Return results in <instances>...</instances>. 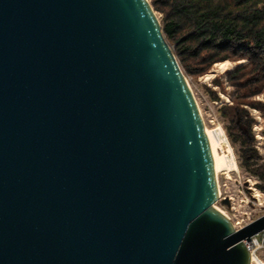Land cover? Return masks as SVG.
I'll return each mask as SVG.
<instances>
[{"label": "water", "instance_id": "95a60500", "mask_svg": "<svg viewBox=\"0 0 264 264\" xmlns=\"http://www.w3.org/2000/svg\"><path fill=\"white\" fill-rule=\"evenodd\" d=\"M151 0H0V264H250Z\"/></svg>", "mask_w": 264, "mask_h": 264}, {"label": "trees", "instance_id": "16d2710c", "mask_svg": "<svg viewBox=\"0 0 264 264\" xmlns=\"http://www.w3.org/2000/svg\"><path fill=\"white\" fill-rule=\"evenodd\" d=\"M151 3L162 14L165 36L187 76H202L225 60L237 63L224 73L232 88V104H225L223 111L238 127L241 106H256L253 98L264 90V0ZM212 82L226 91L227 85L218 75ZM257 107L264 111L261 105Z\"/></svg>", "mask_w": 264, "mask_h": 264}, {"label": "rangeland", "instance_id": "374dc122", "mask_svg": "<svg viewBox=\"0 0 264 264\" xmlns=\"http://www.w3.org/2000/svg\"><path fill=\"white\" fill-rule=\"evenodd\" d=\"M157 13L161 19L162 14ZM235 64L228 61L226 69L221 72L215 65L209 71L215 73L211 78L206 79L205 74L199 77L188 75V78L206 127L220 133L221 140L223 137L228 139V143L220 142V150L229 160L236 162L237 169L217 175L221 198L227 196L231 200L230 206L220 200L217 206L237 227H242L264 214V111L257 107L261 105L264 108V90L253 98L256 106H241L238 127L235 126L223 111L225 104H232L229 94L232 88L227 84L224 73ZM216 75L225 81L226 91L213 84Z\"/></svg>", "mask_w": 264, "mask_h": 264}, {"label": "bare ground", "instance_id": "6f19581e", "mask_svg": "<svg viewBox=\"0 0 264 264\" xmlns=\"http://www.w3.org/2000/svg\"><path fill=\"white\" fill-rule=\"evenodd\" d=\"M229 60H225L222 62L217 63V68L219 72L224 71L226 69V63ZM215 73L209 72L205 74L206 79L211 78ZM221 132V131H220ZM207 134L209 137V141L211 144V149L213 153V158L215 161V167H216V172L217 175L219 173L223 172H228L230 173L232 170L237 169V164L236 162L230 158V160L221 152L220 150V142L221 141H226L228 143L227 137H223L221 140L220 133L215 132L212 128H207ZM221 134L224 135V133L221 132ZM229 175V174H228Z\"/></svg>", "mask_w": 264, "mask_h": 264}, {"label": "built area", "instance_id": "2783aa9c", "mask_svg": "<svg viewBox=\"0 0 264 264\" xmlns=\"http://www.w3.org/2000/svg\"><path fill=\"white\" fill-rule=\"evenodd\" d=\"M244 243L250 251V264H264V228L244 239Z\"/></svg>", "mask_w": 264, "mask_h": 264}]
</instances>
